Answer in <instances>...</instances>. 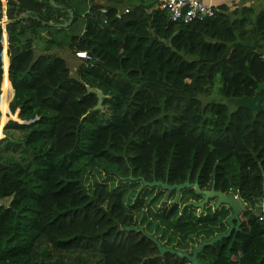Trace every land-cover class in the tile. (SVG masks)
Masks as SVG:
<instances>
[{
    "label": "trees",
    "instance_id": "obj_1",
    "mask_svg": "<svg viewBox=\"0 0 264 264\" xmlns=\"http://www.w3.org/2000/svg\"><path fill=\"white\" fill-rule=\"evenodd\" d=\"M122 3L7 0L15 96L10 103L7 78L3 84L7 41L3 46L0 27V139L9 103L12 113L21 108L19 118L32 122L28 134L25 125L9 122L0 140V264H37L43 241L54 252L85 253L99 264H190L160 256L152 239L192 254L228 231L233 212L217 209L216 199L198 208L204 196L195 188L145 185L188 178L201 190L215 184L244 206L240 229L206 247L200 264H264V222L254 210L264 199V112L228 103L254 97L264 82V10L222 7L212 19L184 25L155 0H136L126 12ZM102 10L107 21L120 15L126 30L118 22L91 24L85 36V25L75 29ZM70 11L73 24L61 27ZM55 49L89 55L78 78ZM89 86L104 93L113 116L88 141L86 163L77 156L84 128L90 134L87 123L98 114ZM215 90L221 99L204 103ZM261 99L264 106V91ZM18 132L24 139L17 140Z\"/></svg>",
    "mask_w": 264,
    "mask_h": 264
},
{
    "label": "water",
    "instance_id": "obj_2",
    "mask_svg": "<svg viewBox=\"0 0 264 264\" xmlns=\"http://www.w3.org/2000/svg\"><path fill=\"white\" fill-rule=\"evenodd\" d=\"M69 15H70V17H69L68 23L60 25L61 27L66 28V27L73 24L74 12L70 11ZM114 22H118L120 24V26L124 30H126V28H125L126 23L124 21H122L121 17L117 16L114 20L107 21L105 18V12H102L98 19H95L93 17H89L87 19V22L84 26L83 35L84 36L86 35L88 28L91 24L100 25L104 28H111ZM2 25L3 24L1 22L0 27H2ZM262 91H264V82L260 83L258 85L256 94L254 97L244 96L241 98H230L228 100V103L233 104L236 107L248 109L249 111H252L255 113L264 112V106H263L262 99H261V92ZM88 93H94L97 96L98 104L95 107V110L100 109L102 106L103 99H104L103 92L100 90H97V89L88 88ZM145 185L161 186L162 188L168 190L169 192L173 191V190H177L178 192H180L184 188H195V190L198 194L204 196V199L200 203L196 204V206L198 208L203 210L205 208V205L209 202L210 199H216L217 201H216L215 206L217 209L220 208L221 206L225 205V206H228L233 212L232 216L228 219V225H229L228 231L222 235H218L217 237H215L211 241L203 242L202 244H200L199 246H197L194 249L192 254L183 253L181 251H176L173 249H167V248L163 247L160 242L152 239L153 242L156 244V246L159 249L160 256H164L165 254H171V255L179 257L180 259H187L190 264H200V262L198 260V255L201 252H203L206 247L213 246L216 243H218L219 241H222L224 238L231 237L234 231H238L240 229V226H241L240 216L244 211L243 204L241 203V201L238 197H236L234 195H227L226 193H224L220 190H216L215 184L212 186V188L210 190H201L197 180L191 184L189 181V178H188L185 183L180 184V185H178V184L169 185L167 181L165 183H163V182H153L151 184L146 183ZM126 230H130V228H126Z\"/></svg>",
    "mask_w": 264,
    "mask_h": 264
},
{
    "label": "rangeland",
    "instance_id": "obj_3",
    "mask_svg": "<svg viewBox=\"0 0 264 264\" xmlns=\"http://www.w3.org/2000/svg\"><path fill=\"white\" fill-rule=\"evenodd\" d=\"M38 46H41V43H38ZM43 46V45H42ZM54 53L62 56L65 58L68 62V65L71 69V74L74 78H78V69L83 63V57H80L78 55L73 54L69 49H55ZM86 59V58H84ZM90 88V86H89ZM91 89H97V88H91ZM99 90V89H97ZM101 91V90H100ZM104 94V93H103ZM105 99H110L107 101H111V98H113L111 95H106ZM1 98V97H0ZM210 99H221V96L218 94V92L215 90L214 94H212L211 98H206L204 97V103H208ZM11 103V101H10ZM10 103H9V108H10ZM234 106L233 104H230ZM111 104L106 102L103 104L100 109H98V114L91 116V120L88 121L87 129L91 131L90 134H87V130L84 128V135L83 138L86 139V143L84 144L82 150L80 151L81 154H78V158L81 161H86L87 158L84 157V152H87L89 148L88 141L92 139V136L94 134V131L97 129L98 125L101 123H105L106 125L109 124L112 121V116H113V111L112 108L110 107ZM21 108H18L15 113H12L11 109L8 111L7 116L9 122H17L20 125H25V131L28 134L31 129H28L29 126H31V120H21L18 116ZM9 114V115H8ZM15 118V119H14ZM17 118V119H16ZM38 119V118H37ZM8 122V123H9ZM40 127L43 129V124H40ZM41 133V132H40ZM25 134L20 133V136L18 139H24ZM50 139L49 136H46V139ZM51 141V140H50ZM36 142L31 143L30 147H34ZM51 143V142H50ZM48 143L47 146L50 144ZM46 146V149H47ZM36 147V146H35ZM36 153L37 151L33 149ZM31 156V155H30ZM67 164H72L76 163L79 164L80 162L68 159ZM86 163H89V160L86 161ZM74 165V164H73ZM37 252V258L36 262L37 264H99L98 260L92 257L87 256L85 253L81 252H73V253H59V252H54L50 247H48L47 242L43 241L39 244V246L36 249ZM44 261V262H43Z\"/></svg>",
    "mask_w": 264,
    "mask_h": 264
},
{
    "label": "crops",
    "instance_id": "obj_4",
    "mask_svg": "<svg viewBox=\"0 0 264 264\" xmlns=\"http://www.w3.org/2000/svg\"><path fill=\"white\" fill-rule=\"evenodd\" d=\"M203 3L210 5L214 8H216L218 11H221L222 7H225L228 9V13H233L236 10L245 8V9H252L255 12L264 10V0H201ZM2 2V18L0 23L2 22V29H3V46H4V38H6L7 41V46L3 48V53H2V61H3V69H4V77H3V84L5 82V79L7 78L10 86L12 88V98L10 101L13 100L14 96H15V90L13 88V85L9 79V66H10V58L8 55V36H7V31H6V26L9 23V19L8 16L5 13V5L7 0H1ZM136 2V0H124V3H122L119 7L120 12H126L128 11L127 9L130 8L131 5H133ZM94 3L97 5H104L106 3V0H94ZM89 6V4H88ZM105 11V10H102ZM85 21H83V19L79 20L76 24H75V29L78 31L80 28H82L85 25ZM84 28V27H83ZM8 60V68L7 70L5 69V60ZM2 84V86H3ZM1 101V98H0ZM0 111H1V107H0ZM10 111V108H9ZM9 115V114H8ZM2 111H1V117H0V122L2 121ZM6 117L8 118V116L6 115ZM9 121H7L4 126L2 127L1 130V134H2V138L0 140H2L5 137L4 134V128L5 126L8 124ZM17 137L18 135L20 136V133H16ZM19 138V137H18Z\"/></svg>",
    "mask_w": 264,
    "mask_h": 264
},
{
    "label": "built area",
    "instance_id": "obj_5",
    "mask_svg": "<svg viewBox=\"0 0 264 264\" xmlns=\"http://www.w3.org/2000/svg\"><path fill=\"white\" fill-rule=\"evenodd\" d=\"M159 8L166 10L173 23L189 25L216 17L218 10L201 0H155ZM7 3V2H6ZM105 12V11H102ZM6 13V5H5ZM7 15V14H6ZM120 17V15H118ZM80 57L90 59L87 53H78ZM237 197V196H236ZM255 213L264 222V199L254 205Z\"/></svg>",
    "mask_w": 264,
    "mask_h": 264
}]
</instances>
